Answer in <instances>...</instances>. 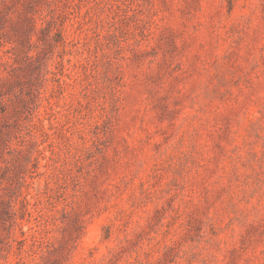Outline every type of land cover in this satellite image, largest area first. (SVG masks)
<instances>
[{
	"label": "rangeland",
	"instance_id": "1",
	"mask_svg": "<svg viewBox=\"0 0 264 264\" xmlns=\"http://www.w3.org/2000/svg\"><path fill=\"white\" fill-rule=\"evenodd\" d=\"M0 264H264V0H0Z\"/></svg>",
	"mask_w": 264,
	"mask_h": 264
}]
</instances>
